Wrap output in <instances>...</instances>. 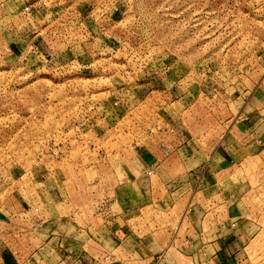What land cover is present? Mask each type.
<instances>
[{
    "label": "rangeland",
    "instance_id": "obj_1",
    "mask_svg": "<svg viewBox=\"0 0 264 264\" xmlns=\"http://www.w3.org/2000/svg\"><path fill=\"white\" fill-rule=\"evenodd\" d=\"M263 77L264 0H0V264H54L38 232L55 211L65 229L63 200L93 236L117 228L106 171L138 167L134 143L160 138L167 101L184 91L206 117ZM140 216L125 248L165 232L164 214Z\"/></svg>",
    "mask_w": 264,
    "mask_h": 264
},
{
    "label": "crops",
    "instance_id": "obj_2",
    "mask_svg": "<svg viewBox=\"0 0 264 264\" xmlns=\"http://www.w3.org/2000/svg\"><path fill=\"white\" fill-rule=\"evenodd\" d=\"M237 91L233 101L224 96L221 102L211 103L212 113L206 117L199 116L197 103L185 101L184 91L168 100L170 111L161 123L160 138L149 134L143 143H134L131 153L138 167L115 165L106 171L111 174L106 187L111 195L107 214L118 227L96 229L98 234L93 236L75 224L76 215L82 218V213L63 200L54 205L56 210L64 207L65 229H59L61 213L55 211L49 218L54 230L38 232L47 236L42 251L52 256L54 264L60 259V263L77 264H249L263 260L256 236L264 204L259 192L264 186V77L254 88ZM159 93L165 98L168 92ZM249 174L255 176L254 184ZM155 212L166 217L165 232L158 236L147 232L135 244L122 246L125 232L132 236L131 226L123 222L140 215L147 221ZM95 235L111 237V250L103 248ZM122 252L128 256L120 257Z\"/></svg>",
    "mask_w": 264,
    "mask_h": 264
},
{
    "label": "built area",
    "instance_id": "obj_3",
    "mask_svg": "<svg viewBox=\"0 0 264 264\" xmlns=\"http://www.w3.org/2000/svg\"><path fill=\"white\" fill-rule=\"evenodd\" d=\"M27 9V8H26ZM249 264H264V263H257V262H251Z\"/></svg>",
    "mask_w": 264,
    "mask_h": 264
}]
</instances>
